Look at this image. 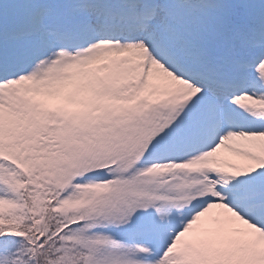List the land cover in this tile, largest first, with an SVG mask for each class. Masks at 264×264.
<instances>
[{"label": "snow or ice", "instance_id": "snow-or-ice-1", "mask_svg": "<svg viewBox=\"0 0 264 264\" xmlns=\"http://www.w3.org/2000/svg\"><path fill=\"white\" fill-rule=\"evenodd\" d=\"M0 264H264V0H4Z\"/></svg>", "mask_w": 264, "mask_h": 264}, {"label": "rangeland", "instance_id": "rangeland-1", "mask_svg": "<svg viewBox=\"0 0 264 264\" xmlns=\"http://www.w3.org/2000/svg\"><path fill=\"white\" fill-rule=\"evenodd\" d=\"M4 3V0H0V4H3Z\"/></svg>", "mask_w": 264, "mask_h": 264}]
</instances>
